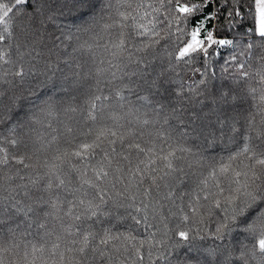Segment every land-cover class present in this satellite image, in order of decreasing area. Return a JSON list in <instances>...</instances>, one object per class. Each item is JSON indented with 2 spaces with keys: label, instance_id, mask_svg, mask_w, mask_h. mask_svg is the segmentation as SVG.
<instances>
[{
  "label": "trees",
  "instance_id": "obj_1",
  "mask_svg": "<svg viewBox=\"0 0 264 264\" xmlns=\"http://www.w3.org/2000/svg\"><path fill=\"white\" fill-rule=\"evenodd\" d=\"M255 1L0 0V264H264Z\"/></svg>",
  "mask_w": 264,
  "mask_h": 264
},
{
  "label": "rangeland",
  "instance_id": "obj_2",
  "mask_svg": "<svg viewBox=\"0 0 264 264\" xmlns=\"http://www.w3.org/2000/svg\"><path fill=\"white\" fill-rule=\"evenodd\" d=\"M258 8H264V0H256L255 1V10H256V31L259 34H264V30L258 31V15H257V9ZM259 27L261 29H264V23H261L259 25ZM195 44H197V46L200 44V40L198 38L195 39V35H193L192 39L181 49L180 53L181 54H185L189 51H191L192 49H194Z\"/></svg>",
  "mask_w": 264,
  "mask_h": 264
},
{
  "label": "snow or ice",
  "instance_id": "obj_3",
  "mask_svg": "<svg viewBox=\"0 0 264 264\" xmlns=\"http://www.w3.org/2000/svg\"><path fill=\"white\" fill-rule=\"evenodd\" d=\"M222 6H223V5H222ZM213 15H214V13H209V14H208L209 18H211ZM236 15H237V16L240 15L239 12H238V10H237V12H236ZM257 15H258V31L264 30V29H261V28L259 27V25H260L261 23H264V8H258V9H257ZM198 35H199V32H198ZM221 42L224 43V42H227V41H221Z\"/></svg>",
  "mask_w": 264,
  "mask_h": 264
}]
</instances>
